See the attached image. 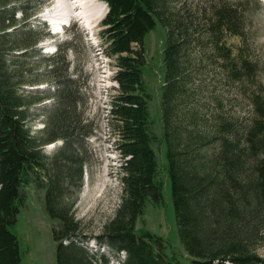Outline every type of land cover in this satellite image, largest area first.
I'll return each mask as SVG.
<instances>
[{
	"label": "trees",
	"instance_id": "16d2710c",
	"mask_svg": "<svg viewBox=\"0 0 264 264\" xmlns=\"http://www.w3.org/2000/svg\"><path fill=\"white\" fill-rule=\"evenodd\" d=\"M102 1L107 6L101 20L102 45L116 64L117 87L110 95L107 111L116 123L122 190L113 217L93 240L114 252L118 264H180L174 256H168L161 236L148 230L136 231L146 202L159 203L162 198L163 185L157 179L158 163L152 147L156 136L151 130L150 96L143 79L144 38L160 24L165 29L161 138L179 239L192 264H264V253H260L264 249V97L251 92L245 121H239V117L235 123L214 118L212 129H195L180 143L173 112L185 97L187 69L194 63L192 55L184 53L191 23L180 19L167 0ZM0 11L3 14L7 9ZM13 11L7 13L8 21L0 27V264H21L19 241L10 228L25 205V188L31 181L37 188L47 185L45 210L52 221L59 223L52 228L56 264H109L105 253L90 254L77 242L78 222L53 201L55 188L59 183L70 185L73 173L68 166H58L57 157L74 162L77 156L71 154L72 146L92 128L85 130L87 125H80L78 92L71 89V77L58 76V55L42 58L48 64L52 91H35L40 96L35 103L52 101L44 105V126L35 133L27 126L30 103L20 92L24 75L7 63L5 54L10 51L3 44L8 38L15 40L11 50L22 51L19 57H24L43 35L37 36L35 43L25 44L29 25H19ZM205 22L207 43L212 54L229 66L228 78L253 85L255 63L242 50L245 39L237 7L213 8ZM225 35L242 38L243 44L234 55ZM68 46L65 41L57 49L61 52ZM216 136L218 142L211 147ZM58 140L61 145L54 154L43 151L44 146ZM82 164L83 160L78 162L75 171L78 186ZM83 240L86 242V237Z\"/></svg>",
	"mask_w": 264,
	"mask_h": 264
},
{
	"label": "rangeland",
	"instance_id": "374dc122",
	"mask_svg": "<svg viewBox=\"0 0 264 264\" xmlns=\"http://www.w3.org/2000/svg\"><path fill=\"white\" fill-rule=\"evenodd\" d=\"M54 1L0 0V9H7L3 14L0 13V27L7 23V13L14 10L13 16L19 25L26 23L29 25L30 32L25 44H33L37 36L43 35L24 57H19L22 51L11 50L16 41L6 39L3 46L9 48L10 52L5 54V57L7 63L15 66V69L24 75L21 78L23 86L20 92L25 97L24 101L30 103L27 126L34 133L44 126V105L49 106L52 103L49 99L35 103L40 97L35 91L47 90L50 85H54L49 81L48 64L42 58H53L58 55V76L68 75L73 79L71 89L78 92L76 99L79 106L76 107V111L77 115L79 114L78 118L80 117V125L86 124L85 130H89V127L92 130L83 140H76L72 146L71 154L77 156L74 162L64 161L60 155L57 157L58 166H68L73 173L70 185L59 183L55 188L53 201L56 207L64 208L65 213L71 214L78 222L76 233L80 239L77 242L83 244L88 253H105L110 258L109 264H118L117 255L106 245L92 238L98 235L103 224L113 217L121 198L122 184L118 176L120 157L115 146L114 132L116 123L107 111L110 95L115 93L117 87L114 80L115 59L114 56L108 55V49H103L100 35L103 28L102 19L93 23L90 28L85 27L83 20L73 19L68 26L63 27L62 34L52 33L45 22L47 18L45 11L48 10V14H51L49 17L51 22L58 19L67 21L65 16L68 12L66 1L59 3H56L57 0ZM89 1L93 14L98 15L97 9L103 7L101 2ZM167 1L170 9L177 13L180 19L191 23L184 53L191 54L194 63L187 69L185 97L179 101L173 112L174 129L179 136L178 140L180 143L184 142L187 133L191 132L189 135H192L195 129L203 127L212 129L214 118L229 119L235 123L239 117V121H245L249 117L251 92L254 91L264 97V0ZM222 5L235 6L240 11L242 38L245 39V47L242 50L249 60L255 63V79L251 86L249 82L245 84L238 79L228 78L226 68L229 66L224 64L222 58L212 54L207 43L205 19L213 8ZM19 8L23 10L20 11ZM23 18L26 20L23 21ZM58 28L59 26L54 25V29ZM242 38L224 36L226 44L233 49L232 55L235 54L237 47L242 46ZM65 41L69 43L68 48L59 52L57 45ZM164 44L165 29L157 24L144 38L146 62L143 67V79L150 96L148 109L152 120L151 130L156 136L152 147L158 163L157 179L163 185L162 198L159 203H153L152 200L146 202L143 215L137 221L136 231L140 233L148 230L161 236L165 241L168 256H174L180 264H192L191 257L185 252L178 236L170 179L167 175L165 144L161 138ZM33 51L36 53H32ZM38 53L41 54L37 56ZM218 137L211 140V147L217 144ZM60 145V140L55 141L44 146L43 151L52 155ZM82 160V178L78 186L75 171L78 162L81 163ZM46 187L47 185L37 188L33 181L26 186L25 205L18 213L16 223L10 228L19 241L21 264H56L52 228L58 227L59 223L52 221L45 210ZM61 193L63 198L60 200ZM85 237L86 242L83 240ZM260 253L263 254L264 249H261ZM122 256L120 252L119 257L123 258Z\"/></svg>",
	"mask_w": 264,
	"mask_h": 264
},
{
	"label": "bare ground",
	"instance_id": "6f19581e",
	"mask_svg": "<svg viewBox=\"0 0 264 264\" xmlns=\"http://www.w3.org/2000/svg\"><path fill=\"white\" fill-rule=\"evenodd\" d=\"M61 1H63V0H59V1L57 0L56 3H59ZM64 1L67 2V7H68L67 8L68 12H67V15L65 16V19H68L69 17H71V20H73V19L83 20L86 28H90L92 25H94L93 23H96L100 19H102L104 17L106 9H107L106 4L102 0H99L101 2L100 4H102L103 7H101L99 10L97 9L98 15L97 14L95 15L92 12L91 3L89 0H64ZM50 15L51 14H47V17L49 18ZM52 17H54V16H52ZM60 17H61V15H60ZM61 18H63V17H61ZM55 19H56V17H55ZM49 20L51 21V18H49ZM61 22H62L61 19H58L55 21L52 20V23H53V25H55V27H56V25L59 26L61 24Z\"/></svg>",
	"mask_w": 264,
	"mask_h": 264
}]
</instances>
